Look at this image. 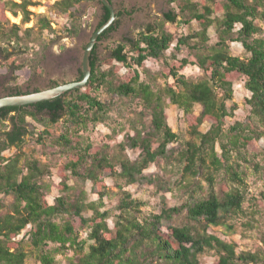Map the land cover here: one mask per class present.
Returning <instances> with one entry per match:
<instances>
[{
  "label": "trees",
  "instance_id": "obj_1",
  "mask_svg": "<svg viewBox=\"0 0 264 264\" xmlns=\"http://www.w3.org/2000/svg\"><path fill=\"white\" fill-rule=\"evenodd\" d=\"M85 1L97 0H57L52 6L70 21L67 31L72 36L82 28L76 14ZM175 2L177 10L165 12L135 39L111 43V57L102 66H98L96 45L86 87L31 106L0 109V264H28L29 259L36 264H203L205 257H213L211 264H264L262 246L255 252L238 253L236 243L207 231L211 225L228 223L234 228L231 221L236 218L243 220L242 227L247 230L257 225L264 228V190L250 196L238 163L245 161L264 176V149L247 147L264 140V0H222L215 4L171 0ZM36 5L34 0H0V38L14 42L18 54L28 52L34 44L44 51L48 46L44 35L54 32L46 15L30 10ZM103 10L97 29L110 18V11L105 6ZM220 10L223 15L214 17ZM6 12L21 16L23 25L33 18L37 22L23 30L11 24ZM192 20L200 24V30L189 35L176 36L167 27L189 25ZM214 26L217 40L209 36ZM36 28L37 38L30 41ZM116 28L115 23L99 41ZM231 43H241L244 56L232 55ZM186 49L190 54L206 53L191 61L190 55L182 56ZM2 51L6 53V65L14 64L10 51ZM149 60L162 63V69L151 71L146 66ZM114 62L126 73H121ZM190 64L201 69L202 79L194 82L183 73ZM240 79L250 93L244 100L250 106V115L245 123H235L226 130V120L238 109L237 104L229 107L228 102L234 99L235 83ZM134 103L141 108L139 119L130 121L134 134L125 136L118 155L110 153L109 145L96 147L88 135L90 127L110 126L113 111L128 109ZM170 105L184 112L188 139L182 140L169 125ZM198 106L201 112L196 114ZM28 117L45 127L41 132L30 131L36 144L52 148L66 159L61 166L65 174L63 191L54 204L47 201L50 187L44 183V176L51 173L48 164L24 159L19 153L4 155L13 146L21 148L25 143ZM206 123L211 127L203 132L201 127ZM126 149L139 152V156L131 160L124 154ZM161 161L177 169L185 182L171 183L160 175L146 174ZM106 171L127 185L148 183L161 192L176 188L190 197L179 206H169L164 198L160 213L147 215L142 207L149 201L123 192L120 213L111 228L107 222L110 213L101 211L103 203L88 202L84 190L75 193L68 184L71 178L91 180L102 200ZM200 177L208 182L206 187L199 184ZM3 195L13 197L6 213H1L5 207ZM88 210H93V215L84 217ZM183 215L185 219L180 222ZM74 217L82 222L80 228H85L86 237L73 223ZM260 240L264 245V230Z\"/></svg>",
  "mask_w": 264,
  "mask_h": 264
},
{
  "label": "rangeland",
  "instance_id": "obj_2",
  "mask_svg": "<svg viewBox=\"0 0 264 264\" xmlns=\"http://www.w3.org/2000/svg\"><path fill=\"white\" fill-rule=\"evenodd\" d=\"M20 1V0H16ZM37 5L31 7L30 10L36 15L44 14L52 21V27L54 32L52 34H45L44 39L48 43V46L43 51L40 46L34 44L31 46V50L26 53L18 54V48L15 47L14 42L8 43L0 38V97L5 96L8 92L13 91H31V90H44L47 88L57 86L59 84L69 83L76 81L75 78L81 76V66L84 50L91 40L94 32L96 31L100 18L103 16V5L100 0L94 2H82L81 10L76 16L80 17L82 28L77 36H72L67 31L70 27V21L59 15L52 6L57 0H34ZM202 3L207 2L209 4H215V2L222 3V0H194ZM113 4L116 10L121 11V15L116 19L118 27L115 32H112L106 39L97 43V56L99 58L98 66H102V63L111 57V51L109 45L113 42L124 41L126 38L135 39L140 31L146 30L149 25L154 24L156 21L163 17L165 12H169L173 9L177 10L178 3H171V0H113ZM224 11L220 10L214 14V17H221ZM7 18L11 21V24H18L23 30L34 27L37 18L23 25L21 16L15 17L12 13L6 12ZM263 31H264V23ZM170 32L176 36L189 35L193 32L200 30V24L197 21L192 20L189 25L168 24ZM34 36L30 41L37 38V28L33 32ZM209 36L211 40H217L216 26L209 30ZM196 41V40H195ZM231 54L234 56H244L245 50L241 43H231ZM3 48L10 51V60H14V64L11 66L7 64L6 53ZM26 51V50H23ZM206 53L204 50L200 52L189 53V50H184L182 56L190 55V60H196L197 55ZM44 54L45 57H40ZM181 56V57H182ZM39 63L38 66L36 62ZM22 65L23 68L16 70L15 67ZM113 65L119 66L121 73H126V69L114 62ZM146 66L153 72H157L162 69L163 64L155 61H147ZM109 65H104L103 68H108ZM183 73L191 81H197L202 79L203 73L197 65L190 64L185 68ZM163 81V80H161ZM250 97V93L246 90L243 79L238 80L235 83L234 99L228 102V106L231 107L234 104L238 105V109L235 112V116L226 120V130L235 123H245L250 115V106L246 103L247 98ZM141 108L138 104H132L128 109L119 108L111 113L112 120L107 124H98L91 126L89 130V138L96 147H105L109 145V151L112 155H118L120 152L119 145L124 140L125 136L130 133L134 134V130L130 125V121L139 119L138 113ZM201 112V107L196 108V114ZM168 122L172 129L180 134L183 138H189L187 134L188 123L185 120V114L174 105H170L167 109ZM42 118L41 116L39 117ZM11 125V123H9ZM29 132L25 136V143L21 148L13 146L10 150L4 153L5 157H11L14 154H21L24 159L35 158L40 160L43 164H48L50 168V175L44 176V183L50 188L47 195V201L49 204H54L56 198L59 197L63 191L62 181L64 171L61 166L66 163V159L56 154V150L52 148H44L36 144L31 137L30 131L41 132L45 129L39 121L32 117L27 118V123L24 126ZM211 127V123H206L201 127L203 132H206ZM115 128L116 132L112 129ZM1 135V133H0ZM1 137V136H0ZM178 147V144H176ZM248 149L254 151H262L264 149V140L252 142L249 144ZM219 156L221 155V149L218 147ZM124 154L131 160H135L139 156V152L131 149L124 150ZM240 165V171L244 172V188L250 194V196L256 195L261 190H264V176L255 172L253 167L242 160L238 161ZM147 175H160L164 181L176 182L179 184L181 181V174L177 169L172 166L166 165L163 161L159 164L153 165L147 172ZM106 188L104 192L106 194L103 199L100 198V191L91 180L79 181L75 178H71L68 181L69 186L73 188V192L77 193L80 190H84L86 193L88 202H102L103 206L101 211H108L110 213L107 222L111 228L115 225V217L119 215L120 210L118 206L120 200L123 197V192H129L134 198H143L149 201V204L142 207L144 214L160 213L163 199L169 206H179L186 203L190 195L184 191H179L174 188L172 192H161L155 185H127L123 180H119L112 177L111 172L106 171L102 177ZM199 184L203 187L208 185V182L203 178H199ZM2 200L5 204L1 213H6L9 210V206L13 203V197L2 196ZM249 210V209H247ZM93 215V210H88L84 213V217H90ZM185 216L180 218V222H183ZM260 219V218H259ZM257 219V220H259ZM73 223L78 229H83L82 234L86 237L87 232L85 228H80L82 222L78 217L72 219ZM242 221L238 218L232 219L234 222V228H230L229 224L219 226H209L207 231L215 234L225 240L232 241L237 245V251H252L258 250L259 245L264 248L260 240L261 231L263 232V225H257L252 230H247L242 227ZM261 221V220H260ZM198 226H203L197 224ZM200 230L202 228L200 227ZM29 249V248H27ZM203 264H211L213 257L203 258ZM28 264H36L32 259H29Z\"/></svg>",
  "mask_w": 264,
  "mask_h": 264
},
{
  "label": "water",
  "instance_id": "obj_3",
  "mask_svg": "<svg viewBox=\"0 0 264 264\" xmlns=\"http://www.w3.org/2000/svg\"><path fill=\"white\" fill-rule=\"evenodd\" d=\"M100 2L110 11L111 14L107 23L96 29L91 40L84 50L83 58H81V79L69 83L59 84L57 86L50 87L44 90L32 91L31 93L25 92L21 94L1 96L0 109L8 107L31 106L40 102L53 100L76 89L86 87L92 75L90 58L92 56L94 48L99 42L100 36L108 29H110V27L115 23V19H117V11L112 0H100Z\"/></svg>",
  "mask_w": 264,
  "mask_h": 264
},
{
  "label": "flooded vegetation",
  "instance_id": "obj_4",
  "mask_svg": "<svg viewBox=\"0 0 264 264\" xmlns=\"http://www.w3.org/2000/svg\"><path fill=\"white\" fill-rule=\"evenodd\" d=\"M112 2H113V0H112ZM116 11H117V18H118V16L121 15L122 13H120L121 11H119V10H116ZM104 14H105V11L103 10V16H104ZM103 16H102V17H103ZM100 19H101V18H100ZM101 20H102V19H101ZM101 20H100V21H101ZM115 20H116V19H115ZM115 23H116V26L118 27V22H117V20L115 21ZM115 23H114V24H115ZM116 30H117V28H116L114 31H110V33H109L104 39H106V38H107L112 32H115ZM104 33H105V32H104ZM104 39H103V40H104ZM101 41H102V40H101ZM99 42H100V41H99ZM79 78H80V77H77V78H75V80H79ZM50 87H51V86H50ZM32 91H36V90L34 89V90H31V91L29 90V91H25V92H30V93H31ZM25 92H23V91H15V92H8V94H10V93H14V94H16V93H25Z\"/></svg>",
  "mask_w": 264,
  "mask_h": 264
}]
</instances>
